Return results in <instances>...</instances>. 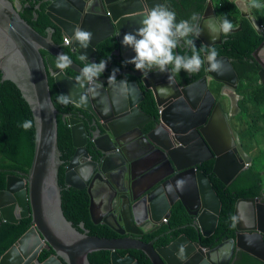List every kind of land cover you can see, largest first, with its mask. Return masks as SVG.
I'll use <instances>...</instances> for the list:
<instances>
[{
	"label": "water",
	"instance_id": "95a60500",
	"mask_svg": "<svg viewBox=\"0 0 264 264\" xmlns=\"http://www.w3.org/2000/svg\"><path fill=\"white\" fill-rule=\"evenodd\" d=\"M241 17L247 18L257 33L260 29L250 13V0H229ZM162 0H49L46 14L59 27L61 34L71 37L77 27L93 34L91 44L83 49L73 41L69 49L78 57L86 54L88 62H95L96 46L114 37L116 47L111 52L118 62L130 60L134 51L122 45L123 35L138 28L146 10ZM18 0H0V71L1 81L12 80L31 109L34 128V150L26 175H8L0 190V224L17 223L30 217L29 228L0 255V264H89L88 254L97 250H110V264H139L129 253L118 250L139 249L152 264H230L234 253L245 251L264 263V202L259 197L239 198L233 209L235 232L233 237H223L214 247H204L180 234L170 243L154 247L156 236L144 242L140 236L147 228L161 227V219L169 218L170 207L179 200L185 211L193 217L189 223L204 237L214 233L220 212V200L209 179L197 167L208 157H214L212 172L228 184L251 156L238 142L240 159L235 160L224 152L210 137L224 123L225 112L221 101H216L209 88L211 80L221 84L220 95L228 101L226 116L234 115L239 98L236 93L238 77L227 56H218L221 67L209 71L203 52L204 75L185 85H179L171 72L152 71L147 77L135 70V65L125 64L116 73V83L109 85V75L99 77V96H88L86 104H79L86 90L76 78L64 70L50 69L62 94L68 85L73 103L92 115L91 128L85 130L80 118L60 113L50 97L47 70L40 50L57 59L61 47L48 35L35 31L18 10ZM173 11V10H172ZM200 17L201 35L195 40L210 48L222 42V33L212 39L208 24L218 27L213 3L208 0ZM177 23L181 20L176 15ZM237 24L234 31L240 29ZM261 43L252 53L261 69L259 81L264 84V61H259ZM65 54V53H64ZM86 62V61H83ZM78 75L82 66L72 60L68 67ZM171 74V82L168 80ZM127 76L132 77L127 79ZM127 81L125 86L121 81ZM142 85L152 92L159 114L154 127L145 131L149 116L139 108L143 98ZM165 87L168 91H159ZM104 97L109 107L105 112ZM47 105V106H45ZM237 111V110H236ZM69 124L74 151L65 166L64 183L77 189H86L89 195V215L95 224L104 223L121 237L105 238L89 235L76 229L61 210L60 186L57 181L61 163L57 148V115ZM141 116L142 119L138 120ZM234 136L238 140L237 132ZM135 139L140 143L133 142ZM90 141L94 155L85 145ZM135 150L131 152L130 147ZM152 165L145 177L138 180L140 172ZM140 170L135 177L134 169ZM185 181L182 189L177 181ZM95 192L101 195L98 203ZM249 222L251 224H249ZM83 228V223L80 224ZM168 229L166 232H169ZM43 249H52L43 261L38 255Z\"/></svg>",
	"mask_w": 264,
	"mask_h": 264
},
{
	"label": "trees",
	"instance_id": "16d2710c",
	"mask_svg": "<svg viewBox=\"0 0 264 264\" xmlns=\"http://www.w3.org/2000/svg\"><path fill=\"white\" fill-rule=\"evenodd\" d=\"M12 1V0H11ZM20 8L18 13L35 31L42 36L48 35V29L52 28L51 39L61 47L63 53L67 54L80 66L86 62L79 59L76 53L63 43V35L59 27L46 14V6L49 0H18ZM215 16L220 21L226 16L234 26L240 24L237 31L228 35L222 33V42L210 48H216L219 56H227L238 77L236 93L237 111L232 120L237 128L238 140L244 152L251 156L250 163L238 172V174L228 183L221 182L212 172L213 159H208L198 165L209 179L215 193L217 194L221 206L215 231L210 236H201L194 226L189 224L193 217L189 215L182 203L176 200L170 207L171 214L166 222L155 230H148L142 233L140 239L150 242L156 236L154 247L167 245L180 234L186 235L191 241L199 242L204 247L216 246L223 237H233L235 232L233 221L234 204L239 198L259 197L264 202V84L259 81L258 71L261 69L260 63L252 56L254 50L264 43V32L257 33L250 22L245 17H241L238 9L229 0H211ZM163 4H168L181 20H190L191 15L196 13L201 16L208 0H162ZM264 5V0H259ZM250 13L255 17L257 24L264 27V7L252 8L248 4ZM196 23V22H193ZM190 39L195 40L192 35ZM197 49L203 46L199 40H195ZM116 47L114 37H109L96 46V63L101 59H107V68L102 74L110 75L114 68H122L124 63L118 62L111 52ZM43 62L47 70V80L50 97L54 107L60 113H69L80 118L85 130L91 128L92 115L80 109L74 103L67 106L57 103V96L61 94L54 75L50 74V69L54 71L56 58L49 55L45 50H40ZM179 54L191 55L190 49L180 47L176 49ZM203 59V51L201 52ZM171 66H169V71ZM65 73L76 78L77 73L69 68L64 69ZM203 74V66L198 72L186 73L181 70L172 74L179 85L188 84ZM132 77L127 76V79ZM143 98L139 102V108L149 116V121L145 126V131L154 127L158 117V108L150 89L140 85ZM209 88L217 100L222 101L224 96H220L221 84L211 81ZM24 120H32L33 126L30 130L24 131L19 125ZM35 128L34 121L28 102L23 98L17 85L10 79L1 81L0 71V189L5 185L6 175L24 176L28 172L34 150ZM87 151L94 155L92 143L85 145ZM57 148L61 163L58 166L57 181L60 186L61 210L63 216L72 225L89 235L118 238L121 237L111 227L104 223H93L89 215V195L86 189H77L67 186L64 183V170L68 163L74 147L72 145L71 130L69 124L61 114L57 115ZM83 223V228L80 224ZM30 226V217H23L17 223L2 222L0 224V255L8 249ZM165 232L167 229H171ZM52 249H43L39 255V261H43L50 254ZM130 254L139 264H152L148 256L139 249L118 250L120 256ZM89 264H110V250L101 249L91 252L87 256ZM230 264H264L260 259L245 252L236 251Z\"/></svg>",
	"mask_w": 264,
	"mask_h": 264
},
{
	"label": "clouds",
	"instance_id": "9594fccd",
	"mask_svg": "<svg viewBox=\"0 0 264 264\" xmlns=\"http://www.w3.org/2000/svg\"><path fill=\"white\" fill-rule=\"evenodd\" d=\"M250 6L257 9L264 7L259 3V0H250ZM199 21L200 17L193 13L190 20H180L177 23L174 11L162 4L153 6L151 9L146 10L138 28L123 35L122 45L131 48L135 53L130 60L124 63L135 65V70L143 73L144 77H147L152 71L169 73V66H171V74L179 73L181 70L191 74L198 72L204 65L205 60L201 58V52L203 51L209 65L208 70L218 71L221 67V61L217 59L219 53L216 48L201 46L200 49H197L195 40L189 38L192 35L199 38L201 35ZM207 26L212 39H217L221 33L228 35L235 27L226 16L220 21L218 27L212 24ZM92 38L93 34L90 31L77 27L73 30L70 38H65V44H71L75 41L81 48L87 49ZM180 47L190 49L191 55L177 53L176 49ZM79 59L86 61L80 70V74L76 77V81L80 83L82 88L85 87V84L87 85L86 90L79 97V104L83 105L87 103L89 95L99 96L98 88L102 85L98 81L107 68L108 60L101 59L99 63L88 62L86 54H81ZM71 64L72 60L68 55L64 53L57 55L56 67L60 70L68 68ZM118 71V68L112 70L107 81L109 85L116 83V73ZM171 74L168 77L170 82L172 79ZM120 83L125 86L127 81H121ZM159 91L168 90L165 87H160ZM57 103L64 106L73 103L71 94H59ZM105 112H107V109H105ZM19 126L24 131H28L32 128L33 122L32 120H24ZM184 183L183 180L177 181V187L182 189Z\"/></svg>",
	"mask_w": 264,
	"mask_h": 264
},
{
	"label": "flooded vegetation",
	"instance_id": "af4514ba",
	"mask_svg": "<svg viewBox=\"0 0 264 264\" xmlns=\"http://www.w3.org/2000/svg\"><path fill=\"white\" fill-rule=\"evenodd\" d=\"M223 40V38H222ZM67 55V54H66ZM72 60V59H71ZM204 75V71H203V74L201 76ZM200 76V77H201ZM199 77V78H200ZM197 78V79H199ZM196 79V80H197ZM195 81V80H194ZM212 81V80H211ZM210 81V82H211ZM193 82V81H192ZM210 82H209V85H210ZM191 83V82H190ZM189 84V83H188ZM221 96V95H220ZM215 97V96H214ZM216 99V97H215ZM216 101H218L216 99ZM222 105H223V111L225 112V120L226 122H222L221 121V125L219 126V124H217V128L215 129V131L213 132V134L211 135V132H210V137L212 139H214V142L219 145V147H224V152H227L229 153V157H233L235 160H238L240 159L241 155H240V152H239V149H238V142L239 140H237L234 136V131L237 132V128L232 120V117L236 114V110H235V113L234 115H232L231 117H228L226 116V113L228 112L229 108H228V101L227 99H222L221 101ZM145 129V127H144ZM238 135V134H237ZM203 156L205 157H208L206 160L208 159H213L214 160V157H209V155L206 153V152H203ZM204 160V161H206ZM203 161V162H204ZM8 175H6L7 177ZM5 177V179H6ZM3 189V188H2ZM1 190V189H0ZM261 199V198H260ZM102 200V199H101ZM100 200V202H101ZM262 200V199H261ZM98 202V203H100ZM249 224H251L249 222ZM158 229V228H157ZM148 230H152V228H147L145 231H148ZM155 230V229H154ZM168 230V229H167ZM166 230V231H167ZM165 231V232H166ZM262 240L264 242V235L262 236ZM258 247H260V251L262 253H264V246H261V244L258 243ZM238 251H241V250H238Z\"/></svg>",
	"mask_w": 264,
	"mask_h": 264
},
{
	"label": "crops",
	"instance_id": "0c3cea01",
	"mask_svg": "<svg viewBox=\"0 0 264 264\" xmlns=\"http://www.w3.org/2000/svg\"><path fill=\"white\" fill-rule=\"evenodd\" d=\"M69 45V44H68ZM263 52V55H258V57H259V61H264V46L262 47V49L260 50V52ZM63 91L65 92V94H70V91H69V88H68V85H63ZM104 99V104H105V109H107L108 107H109V103H108V101H107V99H106V97H104L103 98ZM142 119V117L141 116H139L138 117V120H141ZM135 144H136V142L137 143H140V141L139 140H137V139H135L134 141H133ZM136 146H137V144H136ZM130 150H131V152L133 151V150H135V148L133 147V146H131L130 147ZM151 168H152V165L150 164L149 165V167L147 168V169H145V170H143L142 172H140V170H138V169H134V171H133V173H134V175H135V177H137L138 176V174H139V172H140V174H139V177H138V180H140V182H142L143 180H147V178L145 177V174L149 171V170H151ZM94 196H95V198L97 199V201L98 202H100V200H101V195H100V193L99 192H95L94 193Z\"/></svg>",
	"mask_w": 264,
	"mask_h": 264
},
{
	"label": "built area",
	"instance_id": "2783aa9c",
	"mask_svg": "<svg viewBox=\"0 0 264 264\" xmlns=\"http://www.w3.org/2000/svg\"><path fill=\"white\" fill-rule=\"evenodd\" d=\"M259 27H260V29H264V27L261 26V25H260ZM65 38H66V36L63 37V43H64V44H65ZM66 45H68V44H66ZM159 112H160V111H158V113H159ZM245 165H247V164H245ZM166 219H167V218H164V217H163V218L161 219V222H162V223H165V222L167 221Z\"/></svg>",
	"mask_w": 264,
	"mask_h": 264
},
{
	"label": "rangeland",
	"instance_id": "374dc122",
	"mask_svg": "<svg viewBox=\"0 0 264 264\" xmlns=\"http://www.w3.org/2000/svg\"><path fill=\"white\" fill-rule=\"evenodd\" d=\"M259 55H263V52H259ZM237 110V108L235 107L233 111ZM264 196V195H263Z\"/></svg>",
	"mask_w": 264,
	"mask_h": 264
}]
</instances>
